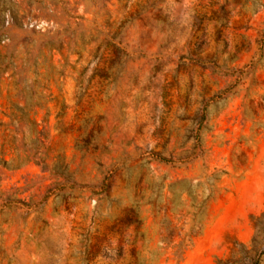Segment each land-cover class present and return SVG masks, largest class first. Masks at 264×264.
I'll return each mask as SVG.
<instances>
[{
    "label": "rangeland",
    "instance_id": "rangeland-1",
    "mask_svg": "<svg viewBox=\"0 0 264 264\" xmlns=\"http://www.w3.org/2000/svg\"><path fill=\"white\" fill-rule=\"evenodd\" d=\"M0 150V264H264V0H0Z\"/></svg>",
    "mask_w": 264,
    "mask_h": 264
},
{
    "label": "trees",
    "instance_id": "trees-1",
    "mask_svg": "<svg viewBox=\"0 0 264 264\" xmlns=\"http://www.w3.org/2000/svg\"><path fill=\"white\" fill-rule=\"evenodd\" d=\"M13 161V160H12ZM0 163H3V164H7L8 161L5 159V156L2 152V150H0ZM208 199V198H207ZM194 221H195V218H194ZM200 222V221H199ZM198 223V222H197ZM196 223V224H197ZM196 224H193L192 228H191V231H193L194 229L197 228V225ZM176 247H178L175 255L176 257L179 259V261L183 260L184 258V250H183V243H180L179 245H177ZM217 262L218 264H221L222 260L221 259H217Z\"/></svg>",
    "mask_w": 264,
    "mask_h": 264
}]
</instances>
